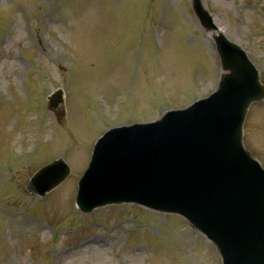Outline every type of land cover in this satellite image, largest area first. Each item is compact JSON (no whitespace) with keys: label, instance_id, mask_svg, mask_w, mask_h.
<instances>
[{"label":"rangeland","instance_id":"374dc122","mask_svg":"<svg viewBox=\"0 0 264 264\" xmlns=\"http://www.w3.org/2000/svg\"><path fill=\"white\" fill-rule=\"evenodd\" d=\"M204 3L264 82V0ZM196 20L191 0H0V264H221L182 216L76 206L78 180L107 129L159 118L170 103L186 106L218 86L216 43ZM60 88L66 102L54 109L48 96ZM244 133L264 166V101L250 107ZM29 149L35 154L16 158ZM55 157L71 175L46 197L29 192ZM90 235L100 241L82 247Z\"/></svg>","mask_w":264,"mask_h":264},{"label":"water","instance_id":"95a60500","mask_svg":"<svg viewBox=\"0 0 264 264\" xmlns=\"http://www.w3.org/2000/svg\"><path fill=\"white\" fill-rule=\"evenodd\" d=\"M216 39L224 71L216 93L158 123L107 134L79 181L77 203L85 211L137 202L179 212L213 239L224 264H264V169L242 144L247 109L264 98V86L244 52L222 35ZM58 97L50 98L54 105ZM69 174L68 164L56 160L28 189L45 195Z\"/></svg>","mask_w":264,"mask_h":264}]
</instances>
